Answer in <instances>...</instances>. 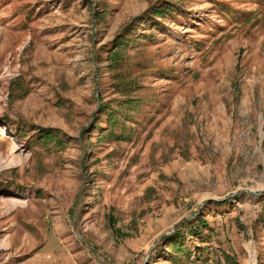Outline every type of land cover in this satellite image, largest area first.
Returning a JSON list of instances; mask_svg holds the SVG:
<instances>
[{
  "label": "rangeland",
  "instance_id": "rangeland-1",
  "mask_svg": "<svg viewBox=\"0 0 264 264\" xmlns=\"http://www.w3.org/2000/svg\"><path fill=\"white\" fill-rule=\"evenodd\" d=\"M228 258L264 264V0H0V264Z\"/></svg>",
  "mask_w": 264,
  "mask_h": 264
},
{
  "label": "trees",
  "instance_id": "trees-1",
  "mask_svg": "<svg viewBox=\"0 0 264 264\" xmlns=\"http://www.w3.org/2000/svg\"><path fill=\"white\" fill-rule=\"evenodd\" d=\"M172 6L171 4L165 6L164 8L161 9H157L154 11V14L157 15H163L165 13H170L172 11ZM39 139L36 141V143L38 142H44V141H49V140H58L55 135H53L51 132H49L48 130H40L39 132ZM193 234H197V233H193ZM168 244L171 245L172 251L175 254H184L187 252V247L183 245L182 242V236L177 235L174 240L170 241ZM228 264H236L235 261H233L232 259L228 258L227 259Z\"/></svg>",
  "mask_w": 264,
  "mask_h": 264
}]
</instances>
